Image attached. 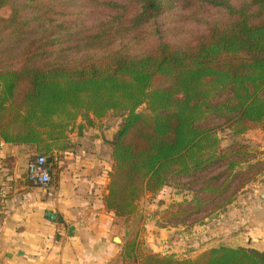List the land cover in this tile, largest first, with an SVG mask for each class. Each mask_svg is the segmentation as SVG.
I'll use <instances>...</instances> for the list:
<instances>
[{"label": "trees", "instance_id": "trees-1", "mask_svg": "<svg viewBox=\"0 0 264 264\" xmlns=\"http://www.w3.org/2000/svg\"><path fill=\"white\" fill-rule=\"evenodd\" d=\"M6 6L0 139L50 164L72 148L78 118L92 126L119 117L105 197L118 217L136 216L145 193L170 186L185 197L159 222L194 226L264 173L262 152L222 148L219 137L264 131V0H0ZM124 248L121 264H135V243ZM139 260L264 264V252L222 246L192 259L145 251Z\"/></svg>", "mask_w": 264, "mask_h": 264}, {"label": "crops", "instance_id": "crops-1", "mask_svg": "<svg viewBox=\"0 0 264 264\" xmlns=\"http://www.w3.org/2000/svg\"><path fill=\"white\" fill-rule=\"evenodd\" d=\"M94 138L96 145L103 140L111 146L105 135ZM75 154L68 151L50 163V174L59 169L56 183L36 186L28 178L33 151L0 139V264H121L122 247L115 234L119 217L105 204L112 168L89 161L80 166ZM65 160L72 162L64 169ZM70 167L82 177L65 180L69 170L74 172ZM261 198L256 208L260 217L252 216L245 233L258 235V242L248 238L246 245L258 243L260 249L251 248L259 251L264 249V194Z\"/></svg>", "mask_w": 264, "mask_h": 264}, {"label": "rangeland", "instance_id": "rangeland-1", "mask_svg": "<svg viewBox=\"0 0 264 264\" xmlns=\"http://www.w3.org/2000/svg\"><path fill=\"white\" fill-rule=\"evenodd\" d=\"M9 15V7L6 6L0 9V17L7 18ZM172 23L173 22L170 23L171 26L180 29L193 28V25L189 23L178 26H174V23L173 25ZM178 38V36H174L172 39L177 40ZM138 111H146L145 106L139 108ZM120 123L121 119L114 115H109L102 120H94V125L92 126L84 119L78 118L75 127L71 128V131L68 133L69 143L72 145V148L66 152H78V156H76V154L75 156L80 166L81 164L87 165L83 161H89V165H96V162H104L106 164H103V166L113 169V148L109 149L112 146L103 142V140H100V144L96 145V143H94V137L97 135L103 136L107 131L113 132L112 137H114L119 130ZM80 125L83 126L81 131ZM219 137L221 139L222 148H226L233 143H245L253 150L257 151V154L258 152L264 154V131L262 130H253L240 137L234 136L232 131L224 130L219 132ZM29 148L30 151H33L31 147ZM83 149L87 151H83ZM33 154L32 159L37 156L35 151H33ZM64 154L57 156L64 157ZM57 156L54 163H52L53 165L55 162H58ZM71 162L65 160L63 168L69 167V163ZM73 164H76V162H73ZM57 169L58 167H55L52 171L50 183H56L58 181L60 173L59 169ZM71 169L74 172H70L69 170L68 178L65 180H73L80 177L77 174H80L81 171L75 172V167ZM263 178L264 173L257 177L255 182L248 184L239 194L238 199L228 206L225 212L205 216L194 226L187 227L180 225L177 227L171 226V228L169 225L166 226L159 222V218H161L159 212L165 210L172 202H181L185 196L177 194L170 186L164 187L157 194L151 192L145 193L137 203L138 210L136 216L130 218L119 217V223L117 224L119 229L115 234L121 241L120 246L122 247V255L120 263L123 262L124 247L133 243H135L136 253L134 260L131 261L135 262V264H140L139 258L141 259V255L145 251H151L162 255H173L177 259H192L206 250L222 246L234 248L244 246L245 248H251L254 245L260 249L261 246L258 245V243L252 246L246 245V240H248V238L258 242V235H252L251 237V235L245 233L252 225V216L260 217L259 209L256 208L259 204L263 203L261 198L264 194V184L261 182ZM240 222H242L241 226L238 227ZM235 224L237 227L234 229ZM235 232L238 233L237 236H234ZM239 235H241L240 238ZM242 236L246 237L244 238ZM238 238L239 240H237ZM260 251L264 252L263 247Z\"/></svg>", "mask_w": 264, "mask_h": 264}, {"label": "built area", "instance_id": "built-area-1", "mask_svg": "<svg viewBox=\"0 0 264 264\" xmlns=\"http://www.w3.org/2000/svg\"><path fill=\"white\" fill-rule=\"evenodd\" d=\"M50 170L47 158L37 156L28 165V178L36 186L47 187L51 182Z\"/></svg>", "mask_w": 264, "mask_h": 264}, {"label": "water", "instance_id": "water-1", "mask_svg": "<svg viewBox=\"0 0 264 264\" xmlns=\"http://www.w3.org/2000/svg\"><path fill=\"white\" fill-rule=\"evenodd\" d=\"M112 136H113V132H111V131H107L106 134H105V138L109 142H112L113 141L114 137H112ZM116 241L118 243H121V241L118 238L116 239Z\"/></svg>", "mask_w": 264, "mask_h": 264}]
</instances>
